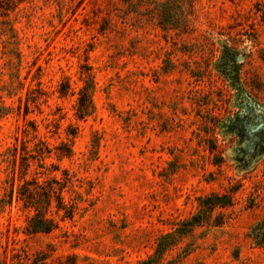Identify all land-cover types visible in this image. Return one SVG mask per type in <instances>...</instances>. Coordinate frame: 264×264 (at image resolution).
I'll return each mask as SVG.
<instances>
[{
  "label": "rangeland",
  "instance_id": "1",
  "mask_svg": "<svg viewBox=\"0 0 264 264\" xmlns=\"http://www.w3.org/2000/svg\"><path fill=\"white\" fill-rule=\"evenodd\" d=\"M25 128L30 149L52 150L29 178L66 170V200L83 201L51 234H28L32 213L0 202V264H264L251 235L264 219V0H27L0 14V200L2 155ZM64 144L74 155L59 161ZM213 194L230 205L177 236Z\"/></svg>",
  "mask_w": 264,
  "mask_h": 264
},
{
  "label": "trees",
  "instance_id": "2",
  "mask_svg": "<svg viewBox=\"0 0 264 264\" xmlns=\"http://www.w3.org/2000/svg\"><path fill=\"white\" fill-rule=\"evenodd\" d=\"M27 0H0V14L8 17L10 13L18 10L19 6ZM236 59V58H235ZM94 84L92 79L90 84L83 87L79 93V99L76 106L77 118L85 120L92 116L95 110L93 103ZM69 86L60 90V94L65 96L68 94ZM28 100L25 104L27 111L29 110ZM35 138L37 136V125L29 122ZM30 130H23L24 138H16L12 147L8 148L6 153L2 155V162H6L9 166V177L6 179V191L0 202L4 205H11L14 198L25 211L32 213L25 226L28 234H51L60 228V221L72 220L80 210L83 201L81 198L72 197L70 201L66 200L65 193L69 192L73 186V179L68 171L64 170L62 177L54 176L53 178L41 181L36 173L29 178L32 172L33 161L37 160L38 168L45 169L47 164L45 160L51 156L52 150L49 145L40 141L36 148L30 149L27 146L26 138L30 135ZM75 135V134H73ZM58 150L57 159L62 161L65 158H72L74 155L73 147L64 144ZM53 171H60L59 166L52 164ZM44 175V174H42ZM226 196L211 195L200 201V211L190 220L184 221L177 228V236H185L189 234L196 226L206 222L209 214L217 207L229 206L231 202H223ZM2 204V205H3ZM176 235H166L161 238L157 251L164 252L174 243ZM255 243L264 247V219L260 221L251 233ZM171 240V241H170ZM173 240V242H172ZM166 241V242H164Z\"/></svg>",
  "mask_w": 264,
  "mask_h": 264
},
{
  "label": "water",
  "instance_id": "3",
  "mask_svg": "<svg viewBox=\"0 0 264 264\" xmlns=\"http://www.w3.org/2000/svg\"><path fill=\"white\" fill-rule=\"evenodd\" d=\"M239 61L241 60V58L238 59Z\"/></svg>",
  "mask_w": 264,
  "mask_h": 264
}]
</instances>
